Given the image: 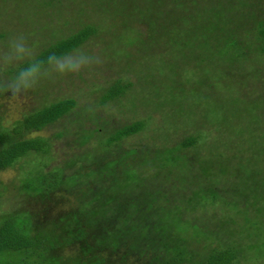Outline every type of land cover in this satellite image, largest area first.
Listing matches in <instances>:
<instances>
[{
    "label": "trees",
    "instance_id": "trees-1",
    "mask_svg": "<svg viewBox=\"0 0 264 264\" xmlns=\"http://www.w3.org/2000/svg\"><path fill=\"white\" fill-rule=\"evenodd\" d=\"M91 4L96 12L83 18L92 21L76 20L80 27L58 39L54 27L56 39L32 56L71 53L93 36L112 39L130 64L122 75L137 71L132 62L158 39L166 54L138 86L119 76L96 103L48 99L37 83L27 93L38 102L10 126L0 117V173L22 168L10 182L0 178V206H8L0 208V264H264V73L254 69L252 81L243 80L246 56H264V0ZM31 5L55 20L65 6ZM126 30L133 39L123 44ZM26 62L7 66L0 83ZM137 90L144 96L133 100ZM127 93L133 112L147 114L114 126L115 115L98 107L121 104ZM48 128L54 132L42 134Z\"/></svg>",
    "mask_w": 264,
    "mask_h": 264
},
{
    "label": "rangeland",
    "instance_id": "rangeland-1",
    "mask_svg": "<svg viewBox=\"0 0 264 264\" xmlns=\"http://www.w3.org/2000/svg\"><path fill=\"white\" fill-rule=\"evenodd\" d=\"M32 2L33 0H0V31L4 30V32L6 33V37L4 39H0V56H2L6 52L9 38L16 35H22L25 38L27 45L31 49L32 55H34L39 51L38 47L40 45V42L44 43L56 39L52 35H50L51 33H53L54 27L55 31H58L59 26L61 27V30L57 35V39L60 37H65L66 35L77 30L80 27L76 24V20L81 21L82 19H84V21H92L83 18L85 17L84 11L89 12L90 8L91 13L96 12V5H92L91 0H64V9L63 11L59 12L62 15L58 20H55L54 17H46L44 13L42 14V12L40 14L35 13V10H33V8L31 9L30 7L32 6ZM260 7L262 6L260 5ZM70 17L73 19L69 22L65 20ZM96 20L98 19H95V21ZM53 21L57 23H53ZM72 22H74L75 24H71ZM43 24H47L48 28H45V30H43V28L41 27ZM50 25H52V28H49ZM105 29L107 33L112 32V34L115 36L119 33H123V30L120 29H117L115 32H113L114 29H112V27ZM40 32L42 34H40ZM125 33L126 37L124 36L120 43L128 44L130 43L129 39H133V34H129L128 30H126ZM112 43V39H102L100 41L95 36H93L92 39L85 42L81 46V48L76 49L84 51L87 54L91 55L93 57V62L87 67H82L81 69H79L80 71L77 70L66 72L64 74L51 73L47 78L41 79H45L44 81L40 80L38 82L39 86L37 88V92L40 93L48 91L50 93L48 99L52 100L73 96L80 102H90V104H93L94 102L96 103L99 100V95L103 94L104 89L110 86L115 79L119 78V76L123 77L125 80L135 81L136 85L138 86L139 75H141V73H144V75H149L148 66L150 65V67H152L153 64L160 63L161 59H163V55L166 54L163 48L164 43L162 44V41H160L159 39L157 42L159 43V45L156 48L151 49V51H144L149 46L144 44L140 45L139 47H136L139 50L143 48L142 50L144 51V57L140 58V62L146 63L140 66L139 61H134L132 63H135V68L137 69V71L135 69H129L122 75H118L116 72L119 69H123L130 64L121 57L123 54L122 49L124 47H122L121 45L118 46V44L115 42L114 45H111ZM112 46L116 48V53L108 51V49ZM118 47L120 48L119 50ZM136 48L133 50V53L134 57L138 59V52ZM76 50L71 53H74ZM128 50H130V48ZM130 52L132 51L130 50ZM159 52L164 53L163 55H160L158 54ZM167 55L170 56L171 54L168 53ZM167 55H165L164 57H167ZM245 60L246 61L243 63V67L248 71L246 72L243 70V72H246V74L243 75V80L248 79V77L249 79H251L252 77L256 76V72V75H250L254 73V71H252L254 69H258L264 73V69L261 68L264 67V56L257 57L255 55H251V58L246 56ZM258 62H260V67L256 65ZM18 63L20 62H17V64ZM7 66L11 65L0 63L1 78H4V76H6L3 75V70H6ZM183 72L184 71H182V73ZM162 76L166 77L165 74H162ZM41 84L42 86H45V88L42 90L39 89V87H41ZM225 86L227 88H232L234 86V83L232 82V80H229L228 85L225 83ZM247 87L248 82L247 86H245L244 88V91H247ZM260 90L264 91V87ZM148 92L151 93L150 90H148ZM38 95H36V97ZM143 96V92L141 90H137V93L133 96V100H135V98H142ZM129 97L130 93H127L126 96L121 98V104H119L118 101H112L109 102V105L105 107L99 106L98 109L102 111L107 110L106 114L111 113L115 115V119L118 122L114 126H117L120 123H126L132 120H136L141 117V114H147L146 111H144L145 109L143 110V107L136 108L134 111L139 112L140 114H135L130 108L128 99ZM35 99L36 98L33 94L27 93V90L18 95H11L8 92H6L4 95H0V117L2 124L4 126L12 125L26 111V106H28V104L33 105L38 102V100L35 101ZM196 103V101L189 100L190 105H195ZM259 106L264 107L263 100L259 102ZM150 113L152 114V112ZM152 115L157 122H160L162 124L163 127L166 126V122L164 118H162L161 111L154 112V114ZM192 119L193 117L190 115L185 116L184 118V120L188 122ZM261 126H264V124ZM53 132L54 128H48L46 129V131H43L42 134L50 135ZM173 136L176 138L177 136H179V133L173 134ZM139 137L140 136L137 135L132 137L131 139H135L136 141V139L138 140ZM257 145L261 146V144ZM20 165L21 163H19L15 167H10L1 172L0 178L5 182H10L12 181V179L20 177L19 175L22 173V168L20 167ZM6 198L8 197L6 196ZM0 208L6 210L8 206H6L3 201Z\"/></svg>",
    "mask_w": 264,
    "mask_h": 264
},
{
    "label": "clouds",
    "instance_id": "clouds-1",
    "mask_svg": "<svg viewBox=\"0 0 264 264\" xmlns=\"http://www.w3.org/2000/svg\"><path fill=\"white\" fill-rule=\"evenodd\" d=\"M27 60L23 66L16 67L11 76L0 83V89L11 95H18L37 85L51 73L64 74L87 67L93 62V57L84 51L56 55L50 53L45 59L34 58L30 47L22 35L12 36L8 40L6 52L0 56V63L16 66L17 62Z\"/></svg>",
    "mask_w": 264,
    "mask_h": 264
}]
</instances>
